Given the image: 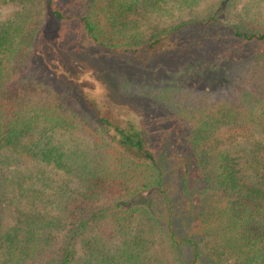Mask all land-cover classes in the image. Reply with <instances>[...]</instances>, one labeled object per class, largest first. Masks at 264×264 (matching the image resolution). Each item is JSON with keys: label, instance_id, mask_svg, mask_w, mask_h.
Masks as SVG:
<instances>
[{"label": "trees", "instance_id": "1", "mask_svg": "<svg viewBox=\"0 0 264 264\" xmlns=\"http://www.w3.org/2000/svg\"><path fill=\"white\" fill-rule=\"evenodd\" d=\"M6 3L18 10L0 22V264H264V0H83V40L134 67L126 84L156 111L206 95L191 79L235 94L248 70L253 83L194 128L184 109L181 133L115 124L38 79L42 2ZM166 44L178 65L147 64Z\"/></svg>", "mask_w": 264, "mask_h": 264}, {"label": "rangeland", "instance_id": "2", "mask_svg": "<svg viewBox=\"0 0 264 264\" xmlns=\"http://www.w3.org/2000/svg\"><path fill=\"white\" fill-rule=\"evenodd\" d=\"M41 2L43 16L34 47V62L42 70L38 79L48 83L53 89L70 92L69 95L76 98L78 103H82L83 106L115 124L124 125L130 122L143 126L151 132L175 129L176 132L181 133L184 109L187 114V127L194 128L200 114L211 111L212 106H216L217 103L222 104L226 100L233 99L235 94H242V89L247 87L248 83H253L249 79L248 70L243 76L245 82L243 81L241 88L237 89L235 94L225 89L213 93L214 88L210 80L203 82L191 79L189 87L195 90L206 89V95L200 92L181 94L176 96L172 112L168 109L156 111L158 107L153 99L154 94L146 96L140 86L127 85L129 83L127 80L130 81L133 77L134 67L125 63L117 64L108 53L91 48L83 40L76 19L81 13L83 0L54 1L55 8L67 16L65 20L59 22L49 16L45 0ZM17 10L18 7L10 3L0 4V22ZM170 49L171 47L166 44L163 48L155 50L152 59L149 60L151 63L147 64L153 65L154 62L160 61L167 69H174L178 65V59L167 57L166 54ZM160 70L159 72L163 73L162 69ZM238 76V73L234 75L229 83L234 84ZM122 85H125L126 89L122 88ZM165 104L166 107L168 104L167 102ZM58 136L57 134L54 137L59 138ZM236 145L233 151L239 150L246 144L238 141Z\"/></svg>", "mask_w": 264, "mask_h": 264}]
</instances>
